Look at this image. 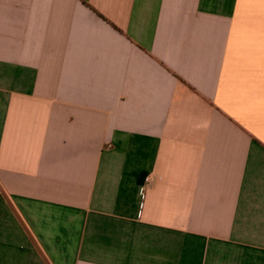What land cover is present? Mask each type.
I'll list each match as a JSON object with an SVG mask.
<instances>
[{
    "label": "crops",
    "instance_id": "1",
    "mask_svg": "<svg viewBox=\"0 0 264 264\" xmlns=\"http://www.w3.org/2000/svg\"><path fill=\"white\" fill-rule=\"evenodd\" d=\"M0 264H264V0H0Z\"/></svg>",
    "mask_w": 264,
    "mask_h": 264
}]
</instances>
